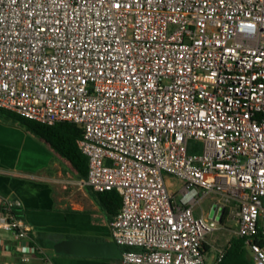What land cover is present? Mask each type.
Masks as SVG:
<instances>
[{"label": "built area", "instance_id": "1", "mask_svg": "<svg viewBox=\"0 0 264 264\" xmlns=\"http://www.w3.org/2000/svg\"><path fill=\"white\" fill-rule=\"evenodd\" d=\"M0 109L82 129V185L121 198L120 264H219L228 242L205 241L231 204L264 264V0H0ZM19 208L0 200V230L24 240Z\"/></svg>", "mask_w": 264, "mask_h": 264}, {"label": "crops", "instance_id": "2", "mask_svg": "<svg viewBox=\"0 0 264 264\" xmlns=\"http://www.w3.org/2000/svg\"><path fill=\"white\" fill-rule=\"evenodd\" d=\"M14 116L0 109V200H17V214L31 230L24 240L0 230V264H45L44 257L52 264H95L80 261L83 257L57 255L53 246L62 239L112 241L107 214L97 204L94 193L82 185L83 180L76 179L69 163ZM63 174L71 178L69 187L62 183ZM165 184L179 199L183 184L170 176H165ZM195 206V216L207 217ZM211 236L205 241L209 256L216 249Z\"/></svg>", "mask_w": 264, "mask_h": 264}, {"label": "trees", "instance_id": "3", "mask_svg": "<svg viewBox=\"0 0 264 264\" xmlns=\"http://www.w3.org/2000/svg\"><path fill=\"white\" fill-rule=\"evenodd\" d=\"M14 119L27 131L45 141L60 158L68 162L77 180L86 179L88 160L76 146V141L82 137L83 133L80 127L67 122L46 126L17 115L14 116ZM94 198L101 209L107 214L109 221L120 210L121 198L115 191L94 193ZM226 213L227 211L224 209L220 219L221 224L224 222ZM118 248L121 252L134 250L128 247ZM219 264H253V261L244 246V241L233 235L228 241L224 256Z\"/></svg>", "mask_w": 264, "mask_h": 264}, {"label": "rangeland", "instance_id": "4", "mask_svg": "<svg viewBox=\"0 0 264 264\" xmlns=\"http://www.w3.org/2000/svg\"><path fill=\"white\" fill-rule=\"evenodd\" d=\"M65 177H62L61 180H63L64 185H69L67 182L71 179L66 177V174H63ZM182 193H180V196ZM179 197V196H178ZM200 200L199 205L195 206L196 211L202 210L203 214L206 215L209 219H213L215 216V212L217 209V206L220 201V197L217 195H207L206 197H200L198 198ZM231 213L225 217L224 222L221 224V228L217 231H215L211 238L214 241V245L217 249L223 248L226 243L230 240L231 236L234 235L235 231V225L233 221V215H234V204L230 205ZM53 240V239H52ZM56 240V239H55ZM64 241V239L60 240L59 242ZM57 242V241H56ZM58 243V242H57ZM214 253L212 254V256ZM79 259V258H78ZM80 261L85 260L87 262H93L95 264H120L119 260H110V259H99V258H80ZM210 260V258H209ZM210 262V261H209Z\"/></svg>", "mask_w": 264, "mask_h": 264}, {"label": "water", "instance_id": "5", "mask_svg": "<svg viewBox=\"0 0 264 264\" xmlns=\"http://www.w3.org/2000/svg\"><path fill=\"white\" fill-rule=\"evenodd\" d=\"M55 254L83 258L119 260L121 251L112 241L95 242L82 239H70L53 246Z\"/></svg>", "mask_w": 264, "mask_h": 264}]
</instances>
